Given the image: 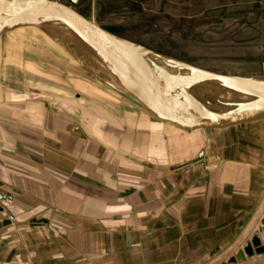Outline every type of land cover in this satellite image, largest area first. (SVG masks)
I'll use <instances>...</instances> for the list:
<instances>
[{
	"label": "crops",
	"instance_id": "1",
	"mask_svg": "<svg viewBox=\"0 0 264 264\" xmlns=\"http://www.w3.org/2000/svg\"><path fill=\"white\" fill-rule=\"evenodd\" d=\"M21 64L33 76L0 67V264L227 263L242 249L264 166L222 150L238 126L187 132Z\"/></svg>",
	"mask_w": 264,
	"mask_h": 264
},
{
	"label": "rangeland",
	"instance_id": "2",
	"mask_svg": "<svg viewBox=\"0 0 264 264\" xmlns=\"http://www.w3.org/2000/svg\"><path fill=\"white\" fill-rule=\"evenodd\" d=\"M223 4L225 7H219L212 0L210 3L208 0H83L79 10L90 16L93 8L97 22L110 32L201 68L224 74L264 75V0L220 1ZM62 37L50 39L64 57L59 61L58 56L48 54L41 55L44 59L34 58L33 54L40 55L37 51L32 54L13 36L3 34L0 67L13 66L14 73L19 68L31 77L32 70L21 63L29 64L39 73L66 83L69 91L73 90L71 86L76 88L87 83L120 97L81 65L82 62L97 71L95 60L80 51L67 33ZM0 82L4 87L13 84L3 70H0ZM70 96L73 99V93ZM209 131L201 132L208 137L213 133ZM223 144L225 148L221 147L227 156H238V160L264 166V121L234 128ZM262 209L264 195L257 211ZM252 222L244 240L259 222L256 214ZM235 250L234 247L227 255ZM220 259L217 257L208 264L225 260Z\"/></svg>",
	"mask_w": 264,
	"mask_h": 264
},
{
	"label": "water",
	"instance_id": "3",
	"mask_svg": "<svg viewBox=\"0 0 264 264\" xmlns=\"http://www.w3.org/2000/svg\"><path fill=\"white\" fill-rule=\"evenodd\" d=\"M81 0H0V36L24 26H58L75 34L113 78L97 81L151 116L191 132L224 129L264 120V75L210 71L118 36L101 26ZM253 248L255 250H253ZM261 253L260 238L238 251Z\"/></svg>",
	"mask_w": 264,
	"mask_h": 264
},
{
	"label": "bare ground",
	"instance_id": "4",
	"mask_svg": "<svg viewBox=\"0 0 264 264\" xmlns=\"http://www.w3.org/2000/svg\"><path fill=\"white\" fill-rule=\"evenodd\" d=\"M64 33H67L70 36V38H71L70 40L73 41L75 43V45H77V47L80 49V51H84L87 56H90L95 60V62L97 63V65H96L97 71L95 69H94V71H96V73H98V74L100 73L101 76H105L106 78H108L110 81L113 82L112 76L110 75V73L107 72L105 67L101 63H99L96 55L93 53L87 54L85 46L80 41V39L75 34L71 33L68 30L59 28L58 26H55V25L49 26V27H44V28H40V27H36V26H24V27L16 28L14 31H12L11 33H8V34H10L15 39H17L19 44H21V46L24 49L28 50L32 54L37 51L40 55L48 54V55L55 56V57L58 56V58H56V60L60 61L64 57L57 50V48L55 47V45L52 43V41L50 39L52 37H57V38L62 37ZM62 38H60V39H62ZM31 50H33V51H31ZM90 70H93V69L91 68ZM122 99H124V98H122ZM167 123H169V122H167ZM169 124H171V126L174 125L172 123H169ZM172 127H174V126H172ZM199 130L205 132V130H202V129H199ZM258 219H259V222L257 223L256 227L251 231V235H250L249 239L242 245V249L247 244H249L251 242V239L254 236H258L260 238L261 244L264 248V211H263V209L259 211ZM253 250H255V249L253 248ZM245 256H248V254H244V257ZM240 261L241 260H237L235 262L227 261V263H226V260H225L224 262H222V264H238Z\"/></svg>",
	"mask_w": 264,
	"mask_h": 264
},
{
	"label": "flooded vegetation",
	"instance_id": "5",
	"mask_svg": "<svg viewBox=\"0 0 264 264\" xmlns=\"http://www.w3.org/2000/svg\"><path fill=\"white\" fill-rule=\"evenodd\" d=\"M82 1H83V0H81V2H82ZM81 6H82V3H81ZM81 6H80V7H81Z\"/></svg>",
	"mask_w": 264,
	"mask_h": 264
}]
</instances>
